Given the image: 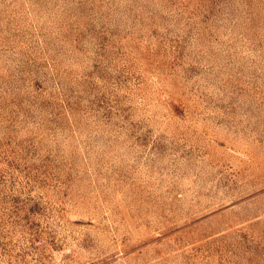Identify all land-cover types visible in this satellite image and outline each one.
I'll return each instance as SVG.
<instances>
[{
	"label": "rangeland",
	"instance_id": "1",
	"mask_svg": "<svg viewBox=\"0 0 264 264\" xmlns=\"http://www.w3.org/2000/svg\"><path fill=\"white\" fill-rule=\"evenodd\" d=\"M0 264H264V0H0Z\"/></svg>",
	"mask_w": 264,
	"mask_h": 264
}]
</instances>
